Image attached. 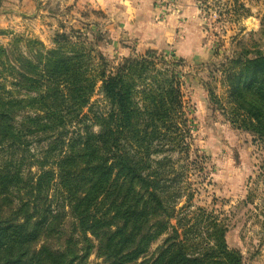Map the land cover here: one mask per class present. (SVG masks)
<instances>
[{"label": "rangeland", "instance_id": "374dc122", "mask_svg": "<svg viewBox=\"0 0 264 264\" xmlns=\"http://www.w3.org/2000/svg\"><path fill=\"white\" fill-rule=\"evenodd\" d=\"M72 45L83 51L88 75L95 80L81 111L89 117L108 109L96 76L100 60L109 71L123 58L145 56L150 50L155 69L174 74L181 94V130L171 138H176L174 149L166 144L159 156L150 157L164 158L161 189L175 204L169 225L182 218L189 224L197 222V233L203 237L202 220L214 219L225 229L227 247L238 253L240 264H264V139L240 126L241 118L228 103L222 70L238 53H264V0H0V47L4 49L0 51V96L24 101L13 112L11 123L43 111L30 99L37 92L14 84L18 69L12 73L9 67L24 60L36 63V55L43 58L58 46L69 54ZM44 66L39 63L40 73ZM21 83L28 82L21 79ZM139 98H135L138 104ZM25 126L20 131L22 146L0 145L2 191L15 188L1 183L5 174L20 169L21 178L30 183L40 170L55 168L47 153L54 131ZM76 128L69 126L66 138ZM16 195L13 189L10 197ZM44 197L46 204L61 202L52 180ZM0 210H6L4 203ZM62 228L67 235H78L67 214ZM65 234L41 235L36 247L44 242L61 247ZM169 234L170 229L155 239L139 260L154 256ZM96 245L93 242L89 255L77 263L106 264Z\"/></svg>", "mask_w": 264, "mask_h": 264}, {"label": "trees", "instance_id": "16d2710c", "mask_svg": "<svg viewBox=\"0 0 264 264\" xmlns=\"http://www.w3.org/2000/svg\"><path fill=\"white\" fill-rule=\"evenodd\" d=\"M68 52L58 46L43 58L36 55V63L24 60L9 67L12 73L18 69L14 84L37 92L30 99L43 112L11 123L24 101L0 96V145L22 146V126L36 125L43 132L50 128L55 135L47 153L55 168L40 170L30 183L21 178L20 169L1 177L17 195L10 197L13 189H0V204L6 206L0 210V264H78L89 255L93 242L106 264H240L238 253L227 247L225 229L214 219L202 220L203 237L197 233V222L182 218L169 225L175 204L161 189L164 158L150 157L159 156L166 144L174 149L176 138H171L181 130V94L174 74L156 70L150 50L145 56L123 58L109 71L100 60L96 76L108 109L89 117L81 111L95 80L88 75L83 51L72 45ZM40 62L45 64L42 73L37 69ZM222 70L228 103L241 118L240 126L264 139V53H238ZM43 79L49 83L42 84ZM71 125L77 128L66 138ZM51 180L54 192L62 196L60 204L56 199L45 203L44 189ZM66 214L78 235L65 234ZM169 229L163 247L139 260ZM63 234L61 247L46 242L36 247L41 235Z\"/></svg>", "mask_w": 264, "mask_h": 264}]
</instances>
